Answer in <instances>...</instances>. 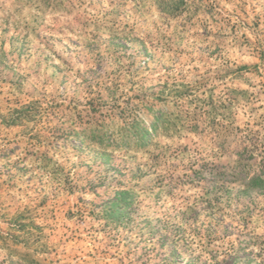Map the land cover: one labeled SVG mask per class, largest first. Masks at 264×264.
Listing matches in <instances>:
<instances>
[{
  "label": "rangeland",
  "instance_id": "rangeland-1",
  "mask_svg": "<svg viewBox=\"0 0 264 264\" xmlns=\"http://www.w3.org/2000/svg\"><path fill=\"white\" fill-rule=\"evenodd\" d=\"M0 264H264V0H0Z\"/></svg>",
  "mask_w": 264,
  "mask_h": 264
},
{
  "label": "trees",
  "instance_id": "trees-1",
  "mask_svg": "<svg viewBox=\"0 0 264 264\" xmlns=\"http://www.w3.org/2000/svg\"><path fill=\"white\" fill-rule=\"evenodd\" d=\"M256 180H257V178H256ZM117 205V204H116Z\"/></svg>",
  "mask_w": 264,
  "mask_h": 264
}]
</instances>
